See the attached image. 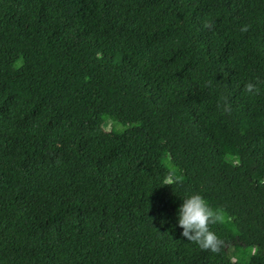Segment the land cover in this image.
<instances>
[{
  "label": "trees",
  "instance_id": "16d2710c",
  "mask_svg": "<svg viewBox=\"0 0 264 264\" xmlns=\"http://www.w3.org/2000/svg\"><path fill=\"white\" fill-rule=\"evenodd\" d=\"M0 264H264V0H0Z\"/></svg>",
  "mask_w": 264,
  "mask_h": 264
},
{
  "label": "clouds",
  "instance_id": "9594fccd",
  "mask_svg": "<svg viewBox=\"0 0 264 264\" xmlns=\"http://www.w3.org/2000/svg\"><path fill=\"white\" fill-rule=\"evenodd\" d=\"M244 87L245 91L251 94L259 91L252 82L246 83ZM222 221V212L213 210L199 193L185 196L176 209V227L182 230L181 236L194 241L202 249L216 250L218 240L209 225Z\"/></svg>",
  "mask_w": 264,
  "mask_h": 264
}]
</instances>
